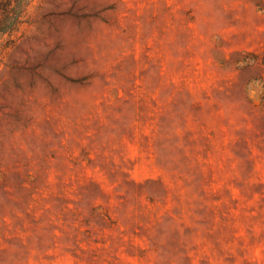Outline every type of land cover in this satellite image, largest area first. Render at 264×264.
<instances>
[{
  "label": "rangeland",
  "instance_id": "1",
  "mask_svg": "<svg viewBox=\"0 0 264 264\" xmlns=\"http://www.w3.org/2000/svg\"><path fill=\"white\" fill-rule=\"evenodd\" d=\"M0 264H264V0H34L0 39Z\"/></svg>",
  "mask_w": 264,
  "mask_h": 264
},
{
  "label": "trees",
  "instance_id": "2",
  "mask_svg": "<svg viewBox=\"0 0 264 264\" xmlns=\"http://www.w3.org/2000/svg\"><path fill=\"white\" fill-rule=\"evenodd\" d=\"M33 1L0 0V39L19 28L25 11Z\"/></svg>",
  "mask_w": 264,
  "mask_h": 264
}]
</instances>
